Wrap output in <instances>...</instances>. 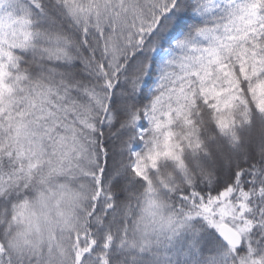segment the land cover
Returning <instances> with one entry per match:
<instances>
[{"label":"snow or ice","instance_id":"6c2138e0","mask_svg":"<svg viewBox=\"0 0 264 264\" xmlns=\"http://www.w3.org/2000/svg\"><path fill=\"white\" fill-rule=\"evenodd\" d=\"M0 264H264V0H0Z\"/></svg>","mask_w":264,"mask_h":264}]
</instances>
